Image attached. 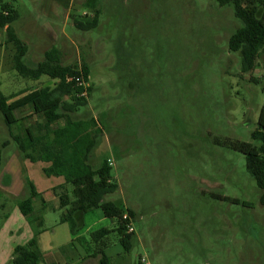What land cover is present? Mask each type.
Returning a JSON list of instances; mask_svg holds the SVG:
<instances>
[{
  "label": "rangeland",
  "instance_id": "374dc122",
  "mask_svg": "<svg viewBox=\"0 0 264 264\" xmlns=\"http://www.w3.org/2000/svg\"><path fill=\"white\" fill-rule=\"evenodd\" d=\"M4 1L18 13L12 28L27 46L28 67L52 47L64 65L89 67L92 92L72 119L99 123L102 136L90 165L109 160L118 185L103 201L134 213L130 252L110 234L108 264H264L261 191L246 172L244 156L216 144L257 145L251 134L264 122V53L252 72L242 71L240 54L228 48L242 27L232 7L210 0H100L98 26L80 32L69 15L90 17L85 0H68L65 7L59 0L47 7L44 0ZM12 54L2 29L1 95L52 86L45 77L19 78ZM30 113L26 107L15 116ZM0 154V264H11L13 250L38 231L40 264L49 256L52 264H78L63 252L71 236L58 223L62 210L53 194L63 179L45 177L48 164L20 157L1 115ZM30 188L37 197L25 218L17 204ZM115 226L95 210L85 216L80 235Z\"/></svg>",
  "mask_w": 264,
  "mask_h": 264
},
{
  "label": "trees",
  "instance_id": "16d2710c",
  "mask_svg": "<svg viewBox=\"0 0 264 264\" xmlns=\"http://www.w3.org/2000/svg\"><path fill=\"white\" fill-rule=\"evenodd\" d=\"M210 1L220 7H232L234 17L240 21L242 27L229 38V52L240 54L244 73L252 72L258 57L264 53V0ZM99 3L100 0H85L82 8L92 11L90 17L76 13L69 15L75 30L88 32L96 29L100 15ZM45 4L47 7L50 0H46ZM5 12L6 16L3 15ZM17 19V11L9 3L0 0V30L5 31V44L13 52L12 70L25 81L38 82L45 77L53 81V84L31 91H20L8 97L0 94L2 122L8 129L20 157L30 163L48 164L43 169V174L47 178L63 179L64 183L54 188L53 194L58 197L59 208L62 210L58 223L66 224L69 228V246L80 245L84 247L87 257L98 258L99 264H108L105 251L109 246L110 234L116 233L123 251L130 252L133 233H127L126 222L122 217L127 214L132 219L134 213L128 208L103 201L105 196L117 191L118 185L112 178L109 160L95 168L90 165L91 154L102 136L99 123L92 117L84 120L72 119V115L87 106V98L92 92L89 85V67L84 62L80 65H64L62 54L55 47L45 51L42 60L34 67H28L24 62L27 46L12 28ZM9 100L12 101L8 103ZM26 107L29 108L30 115L18 119L15 113ZM34 117L39 119L28 126L24 125ZM251 140L257 145L228 140L216 144L244 156L246 172L261 191L259 203L264 207V122L251 134ZM36 197V193L30 188V196L18 203V210L23 217L32 215V200ZM95 210H100L104 218L115 220L116 226L111 230L99 229L85 238L80 235L84 228V218ZM36 219L40 220V217L37 216ZM38 226L41 228V221ZM40 232L34 234L26 246L13 250L11 264L42 262L36 240Z\"/></svg>",
  "mask_w": 264,
  "mask_h": 264
},
{
  "label": "crops",
  "instance_id": "0c3cea01",
  "mask_svg": "<svg viewBox=\"0 0 264 264\" xmlns=\"http://www.w3.org/2000/svg\"><path fill=\"white\" fill-rule=\"evenodd\" d=\"M57 3H62V5L65 7V5H67L68 3V0H59V1H56ZM46 3V0H44V4ZM50 3H51V0H50ZM64 9H68V7L64 8ZM39 163V162H38ZM49 166V165H48ZM45 176V175H44ZM46 177V176H45ZM52 178V177H51ZM60 178V177H59ZM63 183H60V185H62ZM59 185V186H60ZM58 187V186H57ZM18 206V204H17ZM18 209V207H17ZM19 211V210H18ZM20 213V212H19ZM70 242H71V239L68 241V243L63 246L64 248V251L65 254H66V257H70L71 260H77L78 261V264H90L91 262L95 261L96 262L98 261V258H89L87 257V255L85 254H81V253H78L76 252V247H70ZM76 246V245H75ZM81 254V255H80ZM12 255V254H11ZM69 260L68 258L66 259V261ZM47 264H52V257L49 256L47 257V260H46ZM42 262H43V258H42Z\"/></svg>",
  "mask_w": 264,
  "mask_h": 264
},
{
  "label": "built area",
  "instance_id": "2783aa9c",
  "mask_svg": "<svg viewBox=\"0 0 264 264\" xmlns=\"http://www.w3.org/2000/svg\"><path fill=\"white\" fill-rule=\"evenodd\" d=\"M3 15L6 16L7 12L3 13ZM122 220L126 222L125 228L127 230V233H133V227H132L131 219L129 218V216L127 214H124L122 217Z\"/></svg>",
  "mask_w": 264,
  "mask_h": 264
}]
</instances>
